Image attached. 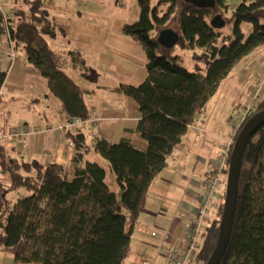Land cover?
I'll return each mask as SVG.
<instances>
[{"label":"trees","instance_id":"16d2710c","mask_svg":"<svg viewBox=\"0 0 264 264\" xmlns=\"http://www.w3.org/2000/svg\"><path fill=\"white\" fill-rule=\"evenodd\" d=\"M234 1L214 0V6L206 9L185 0H136L137 20L121 30L145 53L146 74L138 86L121 84L116 90L138 105L140 118L134 134L146 142L145 149L127 138L111 144L99 139L90 149L82 134L65 132L75 150L91 151L107 161L118 194L97 161L73 167L70 176L59 164L15 161L0 144V171L7 175L6 181H0V251H12L13 264H123L149 189L182 147L194 117L215 94L219 82L264 45V0H239L233 6ZM18 7L5 22L9 39L21 46L24 58L46 81L47 92L62 104V111L87 121L84 98L90 91L69 72L96 84L97 70L77 50L60 45L67 44L68 34L55 24L42 0H23ZM216 14L225 25L233 26L230 36L210 26ZM243 24L251 25L248 36ZM165 28L178 34V43L169 49L157 41ZM178 49L191 52L193 71L185 68ZM5 77L6 72L0 71V89ZM263 109L264 98L255 113ZM249 118L235 129L230 152ZM247 143L230 240L219 264H264V124ZM228 172L214 216L202 231L196 264H206L218 241ZM10 191L17 194L12 203L6 198Z\"/></svg>","mask_w":264,"mask_h":264},{"label":"crops","instance_id":"0c3cea01","mask_svg":"<svg viewBox=\"0 0 264 264\" xmlns=\"http://www.w3.org/2000/svg\"><path fill=\"white\" fill-rule=\"evenodd\" d=\"M42 1L55 24L68 34L64 47L77 50L87 65L99 74L96 84L86 80L77 82L90 91L84 98L89 119L69 131L73 135L82 134L90 149L99 139H105L111 144L123 138L129 139L137 148L145 149L146 142L134 134L140 118L138 105L116 90L121 84L138 86L145 78L146 55L141 46L121 30L123 25H130L136 20L93 13L88 4L76 0ZM134 1L136 3V0H132ZM9 4L0 0V71L6 72L1 87L3 95L0 97V132L5 133L11 127H23L21 123H17L21 121L19 117L25 123L30 122L33 127L50 128L49 131L30 135L25 148L18 149L16 158L24 161L35 159L44 165L59 164L73 176V167H83L92 152L85 154L83 149H69V139L57 129L58 125L65 123L68 115L62 111V104L47 92L46 81L28 64L21 46L9 39L3 20L4 16L8 17V21L12 19L9 17ZM118 4L117 1L115 7ZM19 52L23 59L19 58ZM263 53L264 49L260 56L249 54L231 70L237 69L235 85L243 86V91L244 84H248L250 77L261 68ZM10 54L13 58L9 57ZM231 71L227 77L232 74ZM247 93L249 94V90ZM222 94L217 96L221 105L217 107V102L211 104L214 94L202 111L196 114L183 139L182 147L175 151L166 167L153 181L147 194L145 209L138 216L132 230L130 252L123 264H163V248L169 243L178 242L183 226L194 217L199 207L207 163L217 157L219 143L228 140L234 133L228 131L224 136L218 133L220 127L215 120L227 112L224 110L227 106L225 104L233 102L232 97H221ZM254 97L253 93L251 99L242 106L251 104ZM18 99L23 101V111ZM235 103L237 104L236 101ZM216 108L220 109V113H214ZM0 142L5 153L12 156L10 150L12 147L14 149V145L6 139ZM76 155V162H72ZM6 180L0 172V181ZM220 192L222 197V189ZM153 231L156 232L155 235L151 234ZM13 263L12 251H0V264Z\"/></svg>","mask_w":264,"mask_h":264},{"label":"built area","instance_id":"2783aa9c","mask_svg":"<svg viewBox=\"0 0 264 264\" xmlns=\"http://www.w3.org/2000/svg\"><path fill=\"white\" fill-rule=\"evenodd\" d=\"M4 22L8 21V17L4 16ZM7 24V23H6ZM13 58V55H9ZM252 77V76H251ZM264 53H263V63L261 65L260 73H257L253 82L258 85V89L262 87L264 82ZM1 94L0 89V97ZM254 107H240L239 113L235 115L234 119L239 122H243L247 117L252 115V109ZM77 118L69 117L63 123V125H58L57 129L63 132L65 135L66 131H69L75 125L80 124ZM238 125V126H239ZM191 126V125H190ZM189 126V127H190ZM5 133L0 132V141L6 139L18 147L19 150L24 149L27 144V138L30 135L40 134L43 131H49L50 128L41 127H11L6 129ZM234 132V131H233ZM235 133V132H234ZM233 135L229 136L228 140H223L219 144V150L217 157L210 160L207 163L206 172L204 176V183L201 188V195L199 197V207L194 214V217L189 223L183 226V231L180 239L175 244L169 243L164 249V263L163 264H196L197 251L201 246V235L204 227L208 226L213 216L209 215L215 211L217 202L220 199L221 189L225 184V172L229 169V152L232 146ZM1 143V142H0ZM67 146L69 149H74V143L68 140ZM155 235L156 232H151Z\"/></svg>","mask_w":264,"mask_h":264},{"label":"rangeland","instance_id":"374dc122","mask_svg":"<svg viewBox=\"0 0 264 264\" xmlns=\"http://www.w3.org/2000/svg\"><path fill=\"white\" fill-rule=\"evenodd\" d=\"M7 3L9 2L10 4L7 5L8 10L10 11V15L9 17L12 18V15L14 14V10H15V6L17 7L20 6L23 2V0H5ZM117 1L119 2L118 6L115 7V5L117 4ZM239 0H235L232 4L233 6H235L238 3ZM76 2L79 3H84L85 5L88 4L89 8L91 9V11L94 13H99L101 15L104 16H108V17H113V18H123V19H134L137 20V16H138V7L136 6L135 1L132 2V0H76ZM19 8V7H18ZM228 16H230L231 14L227 13ZM232 27L230 24H226L224 25L223 29H220V31L222 32V34L224 36H230L231 32H232ZM252 28L251 25H245L243 24V32L245 34V36H248V34L251 32ZM61 46H64L65 44H61ZM59 45V46H60ZM264 45H262L260 48H258L257 50H255L252 54H250L251 56H260L261 55V51L264 49L263 48ZM177 52H179L182 56L183 59V63L185 65V68L188 70V72L193 71V63H191V60L189 59L191 52L189 51H184V50H176ZM22 54L19 52V58H22ZM23 59V58H22ZM260 69H257L255 72V75H252V77H250V82L248 84H244V91L243 86L241 85H235L237 84L236 80H235V72L237 69H234L233 71H231V75L227 78H224L223 80H221L219 82V87L215 92V97L213 96V101H211V104L213 105L214 103L216 104L217 102V107L219 105H221V102H218V98L217 96L220 93H223L221 97H226L229 99L232 97V104L229 105V102L226 103L225 105H227L224 110H226L227 112L225 113V115H223L221 117V115L218 116L216 121V124L220 127L218 133L221 134V136H224L226 132L228 131H235V129L238 127L239 122L237 120L234 119L235 115L239 113V109L240 106H242L243 104H246L248 102L249 99H251L252 94L254 93V98L253 101L251 102V104L246 105V106H242V107H249L252 106L254 107L252 109V115L257 111V103L261 100H263L264 98V82L262 84V87L260 89H258V85L255 84L253 82V78H255L257 73H260ZM69 75L72 79H74L76 82L80 83L83 82L82 79L79 78V76L75 73L70 71ZM252 80V81H251ZM264 80V79H263ZM247 90H249V94L247 93ZM239 94H241L239 97ZM239 98V100H238ZM20 101V108L21 111H23V105H22V99H18ZM237 102V104L235 105L234 102ZM223 110V107H222ZM220 113V109L216 108V111L214 112L215 114ZM251 115V116H252ZM250 116V117H251ZM19 117V116H18ZM19 119L21 121L17 122V123H21V125L23 127H33L32 125H30L31 123H25L24 119L19 117ZM17 125V124H16ZM13 125V126H16ZM10 126V125H9ZM223 138V137H221ZM28 139V138H27ZM28 141V140H27ZM17 151H18V147L14 146V149L12 148L10 150L12 156L11 158L13 160L18 161L19 158L17 159ZM89 157L87 160H92V161H97L99 164H101L107 173V182L108 184H110V188L112 189V191H114L116 194H118V186L115 183L114 180V175L112 176L111 172L109 171V166L107 164V161H104L102 158H99L98 156H96L93 153L89 154ZM1 172V171H0ZM7 178V175H4ZM17 194L13 191L7 192L6 198L7 200H9L10 203L15 201ZM210 216H214V214H211V211L209 212Z\"/></svg>","mask_w":264,"mask_h":264},{"label":"water","instance_id":"95a60500","mask_svg":"<svg viewBox=\"0 0 264 264\" xmlns=\"http://www.w3.org/2000/svg\"><path fill=\"white\" fill-rule=\"evenodd\" d=\"M186 3H190L197 8L211 9L214 6V0H185ZM225 20L221 15L216 14L210 21V26L217 30L223 29ZM162 30L157 41L163 48H172L178 43V34L171 28H165ZM264 124V109L261 112L255 113L248 119V121L242 126L239 135L234 141L233 148L230 152L229 159V172L227 175V184L225 187L224 206L221 213V219L219 222V234L218 241L213 249L211 257L206 264H219L220 260L225 253V249L229 243V236L232 229V222L234 218V212L236 208L237 198V184L238 177L241 170V162L243 158V152L247 146V142L255 132V129Z\"/></svg>","mask_w":264,"mask_h":264}]
</instances>
